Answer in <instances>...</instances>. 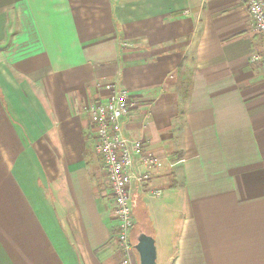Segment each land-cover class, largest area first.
I'll return each instance as SVG.
<instances>
[{
  "label": "crops",
  "instance_id": "1",
  "mask_svg": "<svg viewBox=\"0 0 264 264\" xmlns=\"http://www.w3.org/2000/svg\"><path fill=\"white\" fill-rule=\"evenodd\" d=\"M263 53L242 0H0V264H122L89 114L122 90L160 158L133 241L264 264Z\"/></svg>",
  "mask_w": 264,
  "mask_h": 264
},
{
  "label": "built area",
  "instance_id": "2",
  "mask_svg": "<svg viewBox=\"0 0 264 264\" xmlns=\"http://www.w3.org/2000/svg\"><path fill=\"white\" fill-rule=\"evenodd\" d=\"M242 1L264 41V0ZM261 59H264V53L253 58L254 61ZM131 108L129 93L122 90L114 91L108 99L93 104L89 109L95 151L112 195L122 264H131L137 259L132 238L135 227L133 189L149 185L160 166V158L151 151L147 142L128 135L125 130L124 121ZM161 194V191L153 192L154 196Z\"/></svg>",
  "mask_w": 264,
  "mask_h": 264
},
{
  "label": "water",
  "instance_id": "3",
  "mask_svg": "<svg viewBox=\"0 0 264 264\" xmlns=\"http://www.w3.org/2000/svg\"><path fill=\"white\" fill-rule=\"evenodd\" d=\"M138 256V264H157V251L155 238L142 233L134 245Z\"/></svg>",
  "mask_w": 264,
  "mask_h": 264
},
{
  "label": "trees",
  "instance_id": "4",
  "mask_svg": "<svg viewBox=\"0 0 264 264\" xmlns=\"http://www.w3.org/2000/svg\"><path fill=\"white\" fill-rule=\"evenodd\" d=\"M134 219H135V215H134ZM135 228H136V219H135V227H134V230H135ZM134 230H133V231H134ZM136 232H137V234H138V233L140 234L141 232H143V230L141 231V229H140V230L137 229ZM134 243H135V242H134Z\"/></svg>",
  "mask_w": 264,
  "mask_h": 264
},
{
  "label": "rangeland",
  "instance_id": "5",
  "mask_svg": "<svg viewBox=\"0 0 264 264\" xmlns=\"http://www.w3.org/2000/svg\"><path fill=\"white\" fill-rule=\"evenodd\" d=\"M99 161L101 162L100 158H99Z\"/></svg>",
  "mask_w": 264,
  "mask_h": 264
}]
</instances>
